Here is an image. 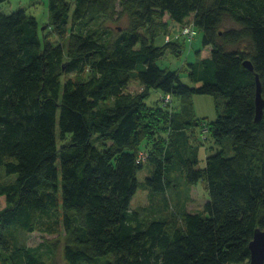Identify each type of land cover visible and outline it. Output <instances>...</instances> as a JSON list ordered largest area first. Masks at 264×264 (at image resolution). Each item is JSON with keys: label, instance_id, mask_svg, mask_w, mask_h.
<instances>
[{"label": "trees", "instance_id": "obj_1", "mask_svg": "<svg viewBox=\"0 0 264 264\" xmlns=\"http://www.w3.org/2000/svg\"><path fill=\"white\" fill-rule=\"evenodd\" d=\"M6 1L0 166L17 179L0 184V248L12 264H48L41 246L11 240L45 223L51 233L62 224L67 264H248L264 230V112L256 122L255 103L256 75L264 98V0H48L56 45L25 9L4 14ZM166 17L191 18L185 25L211 48L184 69L190 84L158 64L185 45H156ZM71 73L87 78L63 81ZM132 76L139 94L128 90ZM152 89L179 99L181 113L164 99L149 105ZM194 95L215 99L216 120L186 121ZM201 145L216 149L203 167ZM199 183L208 192L201 211L171 206L168 190ZM139 188L151 205L163 196L158 208H132Z\"/></svg>", "mask_w": 264, "mask_h": 264}, {"label": "rangeland", "instance_id": "obj_2", "mask_svg": "<svg viewBox=\"0 0 264 264\" xmlns=\"http://www.w3.org/2000/svg\"><path fill=\"white\" fill-rule=\"evenodd\" d=\"M19 9H25L26 12L30 15H34L37 17V19L40 22L41 30L47 33L48 40L52 42L54 45L58 43L57 37L54 33V28L49 27L48 21V0H7L1 5V11L4 14H11L15 11H18ZM125 20L122 22V24H126ZM47 24V25H46ZM232 23L229 21L226 23V26H231ZM185 37L183 35L182 29H180L179 32H177L176 40H180ZM166 41L160 44H165ZM202 47L201 42V36L200 34H196V36L190 39L186 42L185 49L182 54L179 56L174 55L171 53V51H168L166 55L161 58L158 62L159 66L162 68H168L173 71H179L181 80L185 84H190V80L188 77V74L186 72V69L188 67V63L190 62H196L198 60V51L197 47ZM202 56H209L210 55V47H207L205 50L203 49ZM68 78H72L75 81H81L87 78V74H65L62 79L65 81ZM143 87L140 85V82L138 79L134 78L132 76L131 82L128 84V90L132 93L139 94L143 91ZM201 96L203 98V103L200 104L202 107H204L202 113L205 115H212L211 117H216L215 110L213 111V102L210 95H196ZM162 99H164L163 102L166 104H173V100L166 101V98H164V95L152 89L150 91L149 96L147 97V103L149 105H156L161 104ZM198 100V99H197ZM109 104H114V98H110ZM199 107V106H198ZM203 132L202 134H204ZM207 134V133H206ZM204 134V135H206ZM93 143L102 151H106L111 146V142L107 139H102L99 136L93 137ZM148 175L147 169H144L142 172L139 173V179L143 181ZM17 179V174L7 175L5 172V167L0 166V184L10 183L14 182ZM204 183H199L194 186V189H191L190 187H187L185 185H182L181 187H178L177 189L172 188L168 192L169 194V200L171 206H175L176 203H185V207L189 211H201L204 207V204L206 203L208 196L207 193L204 190ZM167 195V193H166ZM190 196V199H187V197ZM162 199V196H158L154 198V205H151L152 198L149 195V192L147 190H144L142 188H139L138 192L134 196L132 200V208H139V207H148L152 210L154 206H157V204ZM187 199V200H186ZM155 208H158L155 207ZM53 222V220H51ZM44 222H47L46 220ZM48 223H45L44 225H40L33 233H28L26 231H23L21 229L19 230H13L12 233V244L18 245V246H26V247H38L41 246V254L43 255V260L48 264H67V262L64 259L63 255V247H64V230L61 223L54 226V232L48 231ZM0 232H1V225H0ZM50 244V245H49ZM51 246V247H49ZM53 250V252H52ZM0 264H12V261L10 260V256L8 253L3 251L0 248Z\"/></svg>", "mask_w": 264, "mask_h": 264}, {"label": "crops", "instance_id": "obj_3", "mask_svg": "<svg viewBox=\"0 0 264 264\" xmlns=\"http://www.w3.org/2000/svg\"><path fill=\"white\" fill-rule=\"evenodd\" d=\"M192 20L191 18L187 19L186 22L183 24L181 23H177V22H174L172 20H169L168 17L165 18V22H168V28L166 31L164 32H161L159 34V36L157 37L156 39V45L157 46H163L167 43H171V42H177L179 41L180 43H185L186 45V42L190 39H193V38H190V37H183L182 39L180 38V40H176L177 38L176 37V34L177 32L180 31V29H182V27L188 22ZM198 34H200L201 36V42H202V33L198 32ZM164 41L165 44H160L161 42L163 43ZM185 45H184V49H185ZM207 47H204L203 44H202V47H197V53H198V59L200 58H205V57H208V56H202L201 53L203 51V49L205 50ZM184 51V50H183ZM210 51H211V48H210ZM183 53V52H182ZM181 53V54H182ZM210 56V55H209ZM194 62V61H193ZM193 62H190V63H193ZM212 98V102H213V111L215 110V115L216 117H211L212 115H205L204 113H202L204 107H202V105H200L203 101V98H201V96H196L194 95L193 98H192V103H193V106H192V110L190 111V113L188 114V116H185L186 118V121H189V120H198V119H205V120H208V121H214L217 119V110H216V103H215V99L211 96ZM198 99V100H197ZM205 101H203L204 103ZM173 106L175 107V112H177L178 114L181 113V101L179 99H173ZM199 106V107H198ZM182 117V116H181ZM216 152V149L215 148H212L210 145H201L199 150H198V160H199V166L200 167H203L205 165V161H206V158L212 154ZM148 171V170H147ZM149 174V172H148ZM195 186V185H194ZM194 186L190 187L191 189H194ZM203 188L205 190L206 186L205 184H203ZM178 187V186H177ZM172 189V188H171ZM177 189V188H175ZM169 191V190H168ZM205 192L207 193V196H208V192H207V189L205 190ZM169 193V192H167ZM170 194V193H169ZM162 199H163V196H162ZM161 199V201H162ZM187 199H190V196L187 197ZM186 199V200H187ZM187 209V208H186ZM188 210V209H187Z\"/></svg>", "mask_w": 264, "mask_h": 264}, {"label": "water", "instance_id": "obj_4", "mask_svg": "<svg viewBox=\"0 0 264 264\" xmlns=\"http://www.w3.org/2000/svg\"><path fill=\"white\" fill-rule=\"evenodd\" d=\"M245 67L253 71V65L250 60L244 62ZM256 122L263 117L264 98L262 95V85L259 76L256 75ZM250 260L248 264H264V230L257 228L252 241L250 242Z\"/></svg>", "mask_w": 264, "mask_h": 264}, {"label": "built area", "instance_id": "obj_5", "mask_svg": "<svg viewBox=\"0 0 264 264\" xmlns=\"http://www.w3.org/2000/svg\"><path fill=\"white\" fill-rule=\"evenodd\" d=\"M182 32H183V35L185 37L192 38V37H194L197 34V28L194 26V24L184 25L182 27ZM169 100H171V96L170 95L166 96V101L168 102ZM206 131H207V129L204 128V132H206ZM140 161L141 162L146 161V155H145V153H141L140 154L139 162Z\"/></svg>", "mask_w": 264, "mask_h": 264}]
</instances>
